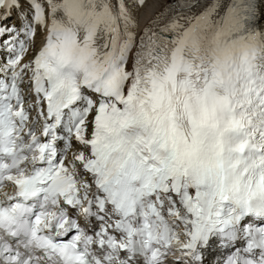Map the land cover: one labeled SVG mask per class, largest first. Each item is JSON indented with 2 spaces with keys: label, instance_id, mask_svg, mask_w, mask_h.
<instances>
[{
  "label": "snow or ice",
  "instance_id": "obj_1",
  "mask_svg": "<svg viewBox=\"0 0 264 264\" xmlns=\"http://www.w3.org/2000/svg\"><path fill=\"white\" fill-rule=\"evenodd\" d=\"M145 3L0 0V264H264V0Z\"/></svg>",
  "mask_w": 264,
  "mask_h": 264
},
{
  "label": "bare ground",
  "instance_id": "obj_2",
  "mask_svg": "<svg viewBox=\"0 0 264 264\" xmlns=\"http://www.w3.org/2000/svg\"><path fill=\"white\" fill-rule=\"evenodd\" d=\"M170 3L171 0H146L144 6L140 7L135 13L138 21L137 33L139 34L140 30ZM14 22L18 23L15 19V13L8 23ZM40 39L38 37V43Z\"/></svg>",
  "mask_w": 264,
  "mask_h": 264
}]
</instances>
